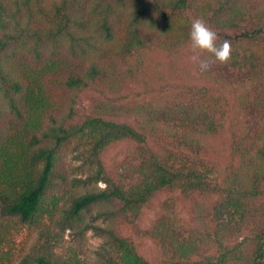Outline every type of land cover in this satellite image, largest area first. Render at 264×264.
<instances>
[{
  "label": "trees",
  "instance_id": "1",
  "mask_svg": "<svg viewBox=\"0 0 264 264\" xmlns=\"http://www.w3.org/2000/svg\"><path fill=\"white\" fill-rule=\"evenodd\" d=\"M68 232L94 264H264V0H0V264H92Z\"/></svg>",
  "mask_w": 264,
  "mask_h": 264
},
{
  "label": "clouds",
  "instance_id": "2",
  "mask_svg": "<svg viewBox=\"0 0 264 264\" xmlns=\"http://www.w3.org/2000/svg\"><path fill=\"white\" fill-rule=\"evenodd\" d=\"M189 39L193 53L191 60L194 63H198L202 73L211 70V63L207 60L200 59L201 55L205 53L211 54L222 65H227L232 59L231 41L225 39L218 45L219 37L217 32L209 27L203 19L196 18L193 20Z\"/></svg>",
  "mask_w": 264,
  "mask_h": 264
},
{
  "label": "rangeland",
  "instance_id": "3",
  "mask_svg": "<svg viewBox=\"0 0 264 264\" xmlns=\"http://www.w3.org/2000/svg\"><path fill=\"white\" fill-rule=\"evenodd\" d=\"M194 98L191 95H187L182 97V94L179 95L178 93H175L173 95L174 100H185L190 101V99ZM101 187H104V185H101ZM36 231L29 230L27 228H24L21 230L18 234L13 235V240L16 243L17 249H25L28 250L29 247H31L34 243V240L36 238ZM242 236H237L236 240L233 241V244H236L240 241H242ZM72 236L69 235V232L65 236V245L59 250V252L66 251L69 247H73L77 250V253L80 252V250H83V254L80 256L81 260H85L86 262H89L92 264L96 263L94 262L95 257L93 256L94 251H96V248L100 247L103 243V240L97 236H95L92 232L87 234L86 242L82 245H78L76 243H73ZM74 244V245H72Z\"/></svg>",
  "mask_w": 264,
  "mask_h": 264
}]
</instances>
